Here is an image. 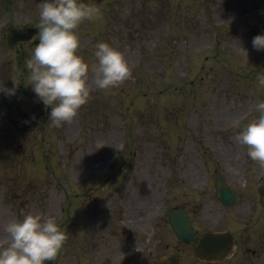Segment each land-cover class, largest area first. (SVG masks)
<instances>
[{
  "label": "rangeland",
  "instance_id": "rangeland-1",
  "mask_svg": "<svg viewBox=\"0 0 264 264\" xmlns=\"http://www.w3.org/2000/svg\"><path fill=\"white\" fill-rule=\"evenodd\" d=\"M39 2L0 0V83L19 84L15 95L0 94V247L10 240L4 228L10 219L43 212L60 223L65 215L60 208L73 192L97 187L87 197L103 199L117 192L121 201L114 199L122 206L153 202L157 213L147 216L149 225L155 216L162 224L155 257L177 252L181 264H201L191 247L174 238L165 222L167 211L178 203L190 213H212L206 210L212 206L198 210L201 203L215 206L213 174L208 183L203 167L211 168L208 154L216 148L205 144L221 137L226 138L217 153L233 165L231 187L244 203L257 199L264 164L246 156L235 133L257 115L254 105L264 97L256 82L257 73L264 72V50L251 41L264 33V0H85L97 3L101 13L76 30L78 52L91 65L96 41H107L123 51L132 74L100 88L90 72V99L62 127L51 125L50 107L43 114L32 90L27 63L33 49H23V74L21 52L3 43L8 22H39ZM113 154L118 160L110 167ZM174 163L184 168L181 175ZM155 175L161 180L156 182ZM72 202L74 218L80 206ZM88 203L87 198L81 201L83 216L91 212L93 220L101 207ZM194 224L198 235L220 227L218 222L209 225L205 216ZM117 238L111 234L108 240L113 245ZM120 238L119 260L154 262L142 244L134 251V241L121 232ZM69 245L78 250L73 242Z\"/></svg>",
  "mask_w": 264,
  "mask_h": 264
},
{
  "label": "clouds",
  "instance_id": "clouds-1",
  "mask_svg": "<svg viewBox=\"0 0 264 264\" xmlns=\"http://www.w3.org/2000/svg\"><path fill=\"white\" fill-rule=\"evenodd\" d=\"M101 13L95 2L85 0H40L38 29L30 40L34 44L28 60L31 87L46 107H50L51 125L70 123L82 105L90 99L89 73L98 87L108 88L129 78L132 68L122 50L107 41L95 43V62L89 64L78 52L80 36L76 31L85 20ZM252 45L264 50V33L256 34ZM8 87L0 83V94H16L17 82ZM257 87L264 89V72H258ZM257 113L235 133L236 142L246 149V156L264 164V97L254 105ZM10 235L7 246L0 247V264H46L52 261L67 239L65 229L53 215L25 213L4 225Z\"/></svg>",
  "mask_w": 264,
  "mask_h": 264
},
{
  "label": "flooded vegetation",
  "instance_id": "flooded-vegetation-1",
  "mask_svg": "<svg viewBox=\"0 0 264 264\" xmlns=\"http://www.w3.org/2000/svg\"><path fill=\"white\" fill-rule=\"evenodd\" d=\"M90 191V188H87ZM80 200L79 197H77ZM262 204V203H261ZM80 209L77 215V221H75L74 233L72 234V229L70 226L65 225V232L67 239L64 243L63 248L58 253L56 258L52 261H47L46 264H134L133 261H124L119 260L117 255L121 253L122 240L120 238V232L126 230L130 231L131 227V218L128 216L132 211L131 206L125 212L121 210L117 211L118 218H114L115 213L112 210H105L104 207L100 208L101 215H97L94 219H91V212H88L90 215H84L82 204H79ZM264 211V204H262ZM224 211V215H234L228 213L227 209L220 210ZM239 217L246 218L245 223L241 224L240 230L237 233L236 241V250L232 257H234L235 264H264V212L261 213L260 218L254 217L252 214V209L244 208L240 210ZM144 210L136 211V214L132 218L135 221L142 220L146 214ZM250 217H253L256 223H253ZM242 219H239L241 222ZM262 221V222H260ZM137 226L138 231H142L144 234L148 233L146 226L142 222H133ZM261 224L259 233L255 236L253 233H257V226ZM111 234L117 235V242L111 244L108 240ZM255 236V237H254ZM70 239L75 240V245L78 248L77 251L66 249L69 247L68 241ZM127 240V239H126ZM147 244L151 247H156V244L159 241V237L155 234L153 238L146 239ZM250 243H253V246H250ZM144 238L134 241L133 244H136V251L140 245H143V252L147 253V245ZM140 251V250H138ZM153 252V251H152ZM82 253V254H81ZM149 252V256H151ZM113 257H116L114 261ZM128 258V257H127ZM129 258L128 260H132ZM226 262V261H224ZM224 262H220L224 263ZM137 264V263H135ZM147 264V262L139 263Z\"/></svg>",
  "mask_w": 264,
  "mask_h": 264
},
{
  "label": "water",
  "instance_id": "water-1",
  "mask_svg": "<svg viewBox=\"0 0 264 264\" xmlns=\"http://www.w3.org/2000/svg\"><path fill=\"white\" fill-rule=\"evenodd\" d=\"M37 31V28L34 25L29 26H23L21 28L14 27L12 25H9L6 28V43L8 47H14L17 43V41L20 42V40H23L26 44L29 45V47L34 46V44L38 41H32L30 40V37ZM264 193V191H263ZM218 196L220 199L226 200L230 197V194L220 186ZM174 230L180 234L183 231L182 226L173 225Z\"/></svg>",
  "mask_w": 264,
  "mask_h": 264
},
{
  "label": "bare ground",
  "instance_id": "bare-ground-1",
  "mask_svg": "<svg viewBox=\"0 0 264 264\" xmlns=\"http://www.w3.org/2000/svg\"><path fill=\"white\" fill-rule=\"evenodd\" d=\"M253 39V38H252ZM252 39H251V41H252Z\"/></svg>",
  "mask_w": 264,
  "mask_h": 264
}]
</instances>
